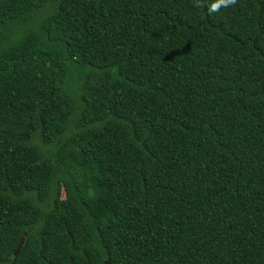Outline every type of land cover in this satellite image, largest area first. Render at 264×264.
Segmentation results:
<instances>
[{
    "label": "trees",
    "instance_id": "obj_1",
    "mask_svg": "<svg viewBox=\"0 0 264 264\" xmlns=\"http://www.w3.org/2000/svg\"><path fill=\"white\" fill-rule=\"evenodd\" d=\"M212 2L0 0V264H264V0Z\"/></svg>",
    "mask_w": 264,
    "mask_h": 264
},
{
    "label": "clouds",
    "instance_id": "obj_2",
    "mask_svg": "<svg viewBox=\"0 0 264 264\" xmlns=\"http://www.w3.org/2000/svg\"><path fill=\"white\" fill-rule=\"evenodd\" d=\"M198 3V0H197ZM236 3V0H213L209 12L210 13H218L221 9L230 7Z\"/></svg>",
    "mask_w": 264,
    "mask_h": 264
},
{
    "label": "water",
    "instance_id": "obj_3",
    "mask_svg": "<svg viewBox=\"0 0 264 264\" xmlns=\"http://www.w3.org/2000/svg\"><path fill=\"white\" fill-rule=\"evenodd\" d=\"M26 235H27V233L24 232L23 235L21 236L20 241H19V243H18L16 249L14 250V254H16V253L20 250V248L22 247V245H23V243H24V240H25V238H26ZM103 264H110V263H109L108 260H106V261H104Z\"/></svg>",
    "mask_w": 264,
    "mask_h": 264
}]
</instances>
